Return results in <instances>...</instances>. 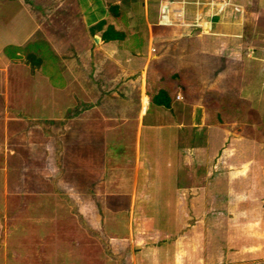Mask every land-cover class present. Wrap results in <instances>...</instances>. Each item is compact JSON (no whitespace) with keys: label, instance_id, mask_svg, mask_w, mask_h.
<instances>
[{"label":"crops","instance_id":"crops-1","mask_svg":"<svg viewBox=\"0 0 264 264\" xmlns=\"http://www.w3.org/2000/svg\"><path fill=\"white\" fill-rule=\"evenodd\" d=\"M26 1L0 0V264H264V0Z\"/></svg>","mask_w":264,"mask_h":264},{"label":"rangeland","instance_id":"rangeland-1","mask_svg":"<svg viewBox=\"0 0 264 264\" xmlns=\"http://www.w3.org/2000/svg\"><path fill=\"white\" fill-rule=\"evenodd\" d=\"M19 1H22L23 3L24 2H27L26 0H19ZM33 10L35 11V15L36 16H40V19H41V23H42V20H43V23H44V21H46L47 23H49V21H48V19H45L46 18V15L44 14V11H43V8H41V6H38V5H34V8H33ZM58 17H60L59 16V12H57V11H53V10H50V19H51V21L52 22H54V23H52L51 22V24H56V20H59V18ZM61 17H62V15H61ZM45 22V23H46ZM212 62V65H215V67L214 66H212V65H210V67L213 69V70H216V71H211V72H209L210 74H211V76H216L217 75V73H218V66L220 65L219 63H217V62H214V61H211ZM239 65V64H238ZM240 66H241V64H240ZM240 66L238 67V70L236 71V78H233V81L234 82H238V81H242V80H244L245 81V78L246 77H248L247 76V72L246 71H243V70H241V68H240ZM221 70H223V68H221ZM233 72L232 71H228V75H230V74H232ZM3 78H4V76H2ZM1 76H0V78H2ZM233 77V76H232ZM6 78H8V76H6ZM264 84V83H263ZM264 89V88H263ZM246 92V91H245ZM1 97H3V95H4V92L2 93L1 92ZM229 95H230V93H229ZM257 125V124H256ZM170 144H172V143H170ZM165 153H168V152H166V150H164L162 153H161V155H162V160H163V162H162V165L164 166V164H166V161H168V159L169 158H167L166 159V154ZM245 153V152H244ZM240 154V153H239ZM170 155V154H169ZM173 157V156H172ZM172 160H173V158H172ZM165 177V176H164ZM2 185V184H1ZM10 186H11V184H10ZM168 190V189H167ZM164 191V190H163ZM166 191H164V193H165ZM6 196V195H5ZM2 199H3V201H2ZM0 198V207H2V206H6V203L8 204L9 202H10V200L8 201V199L5 197V198ZM18 200V202H20V205H22L23 206V211L21 212V208L19 209V211H18V213L19 212H21L20 214H19V216L20 215H25V204H26V199H25V197H22V198H19V199H17ZM8 208V207H7ZM7 208H0V226L1 225H3V224H5V223H8V225L9 224H11V221H12V215H11V211L9 210V209H7ZM19 208V206L17 207V209ZM148 208V207H147ZM154 214H152V216H149L150 217V219H152L154 216H153ZM23 217H25V216H23ZM135 218H136V215H134V220H135ZM169 220L171 221V218H170V216H167V215H162V219H160V221L158 222V224H162V223H164V224H166V223H168L169 224ZM150 224H152V223H150ZM238 234H240V235H242L244 238L246 237V235H244V232H237ZM0 235H1V232H0ZM241 236V237H242ZM9 248V247H8ZM8 248H6L5 247V249H8ZM1 250H4V247H1L0 248V251Z\"/></svg>","mask_w":264,"mask_h":264},{"label":"trees","instance_id":"trees-1","mask_svg":"<svg viewBox=\"0 0 264 264\" xmlns=\"http://www.w3.org/2000/svg\"><path fill=\"white\" fill-rule=\"evenodd\" d=\"M107 32H109V30ZM46 47H48V45H46V43H44L43 40L34 39L32 41L27 42L24 45V47H20L19 49L21 50L23 49L27 53V58L29 59L31 64L39 71L43 72V68L45 64H50L51 67H54V62H55L54 54L52 53V51L48 52ZM231 104H232L231 107H228L230 106V101H228L227 108H230L232 110L236 108L237 115H239L240 112L242 111L241 105L239 103H234V102ZM245 110H246L245 107H243V111L240 114L241 116L245 115L246 113ZM259 121L260 119L257 118L255 120V123L258 124L259 127H261V124L259 125ZM240 122L243 123L244 126H246V128H248L251 123V121L247 118L241 119Z\"/></svg>","mask_w":264,"mask_h":264},{"label":"water","instance_id":"water-1","mask_svg":"<svg viewBox=\"0 0 264 264\" xmlns=\"http://www.w3.org/2000/svg\"><path fill=\"white\" fill-rule=\"evenodd\" d=\"M164 10H166V6H164Z\"/></svg>","mask_w":264,"mask_h":264}]
</instances>
